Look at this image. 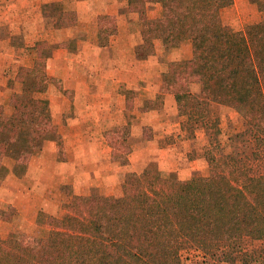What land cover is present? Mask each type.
Wrapping results in <instances>:
<instances>
[{
  "label": "trees",
  "instance_id": "obj_1",
  "mask_svg": "<svg viewBox=\"0 0 264 264\" xmlns=\"http://www.w3.org/2000/svg\"><path fill=\"white\" fill-rule=\"evenodd\" d=\"M233 4L234 0H129L131 12L143 13L155 5L161 10L164 47L175 41L199 44L198 59L169 63L162 80L164 92L175 98L184 138L193 139L199 130L206 136L219 130V118L211 116L213 104L243 105L245 122L255 137L251 156L264 165V21L240 32H226L223 14ZM192 76L198 77L197 93L191 88ZM49 84L51 79L38 64L22 68L10 83L21 88L8 104L11 114L0 103V136L6 134L7 142H15L27 129L17 156L21 163L46 142L61 145L60 128L67 117L52 113L48 99L32 97ZM132 135L128 127L109 133L114 160L126 157L120 167L130 166L131 150L125 146ZM220 148L212 142L206 152V175L180 180L175 171L129 169L123 197L85 196L78 208L63 217L40 213V233L8 240L5 249L11 258L3 260L0 250V264H79L82 239L94 242L86 264H161L192 250L203 256L204 264H246V244L264 247V167L255 171L244 155L221 154ZM15 213L12 207L0 210V221L11 222ZM138 213L152 218L149 231ZM148 233L147 252L141 256L128 241Z\"/></svg>",
  "mask_w": 264,
  "mask_h": 264
},
{
  "label": "crops",
  "instance_id": "obj_2",
  "mask_svg": "<svg viewBox=\"0 0 264 264\" xmlns=\"http://www.w3.org/2000/svg\"><path fill=\"white\" fill-rule=\"evenodd\" d=\"M45 3L52 7L48 14L41 8ZM41 5L21 4L15 14L0 15V103L20 91V87H10L20 69L39 63L47 76L60 84L48 86L52 94L56 97L61 90L70 95L59 105L52 104L51 98V107L58 114H69L66 125L60 128L64 148L46 142L26 163L17 159L23 139L0 151V210L12 207L19 219L32 213L38 223L40 213L55 217L67 213L60 205L52 209L45 199L37 202L51 194L54 186L67 199L72 196L62 192L66 185L89 189V196L94 194V185L104 186L106 196L122 194L125 175L111 162L112 150L107 143L109 132L122 125L138 130L132 135V150L141 153L132 164L136 173L146 169L170 173L171 161L180 178L189 179L207 167L208 145L197 148V131L194 145L186 148L175 98L163 90L169 63L192 59L186 57V42L164 47L158 7L131 12L129 0H47ZM64 8L76 13V21L56 28ZM28 9L39 14L30 19ZM126 90L135 94L132 110L127 108ZM192 91L199 92V84ZM168 138L177 141L171 145L165 141ZM214 138L215 134L207 137ZM67 153L72 158L62 157ZM157 163L160 168H156ZM0 229L6 230L5 239L22 233L10 222L0 221Z\"/></svg>",
  "mask_w": 264,
  "mask_h": 264
},
{
  "label": "rangeland",
  "instance_id": "obj_3",
  "mask_svg": "<svg viewBox=\"0 0 264 264\" xmlns=\"http://www.w3.org/2000/svg\"><path fill=\"white\" fill-rule=\"evenodd\" d=\"M43 1H47V0H23L22 1L23 3L20 2V0H0V15L1 16L5 15V13H7V15L8 14H15L16 13L15 8H17L18 6L20 7L21 4H24L25 6H27L29 4V6H32V5H37L38 3H40V5H41V3ZM12 5H13V7H12ZM41 6H42L41 8L45 11L46 14H48V11L50 9H52V7L48 8V5H46V3L44 5H41ZM156 8H157V5L152 6L150 9H156ZM260 9L263 11H261ZM64 11H65V8L59 14L60 16L58 18L59 20L56 24V28L59 26L58 25L59 23H61V24L65 23L69 26H72L76 21L77 15L74 11H66V12H64ZM136 13H138V12H136ZM26 14H27L26 16H29L31 19V17L38 15L39 12L37 10L35 11L34 9H28ZM262 21H264V0H262V3H260V5L250 3L247 0H234L233 6L230 9H227L223 14V24H224L223 29L226 32H240V31H243L247 26L257 24V23H260ZM15 28H17V27H15ZM58 28H60V27H58ZM2 29L4 30V28H2ZM186 43H183V44L187 45L186 57H190L192 60L198 59V57L200 55V48H199V44L197 43V41L196 40H192L190 42L186 41ZM179 44H181V43H179ZM36 64H38L40 66V68L42 70H44L39 63H35L32 67H34ZM32 67H27V68H32ZM24 68H26V67H24ZM191 84H192L193 90L198 87L199 81H198L197 76L191 77ZM49 85L60 87L59 82H57L56 80H53V79H51V84H49ZM14 86L20 87L18 85H14ZM20 92H21V88H20L19 92H15V93H20ZM59 92H61V93H59ZM15 93H13V94H15ZM125 94H126V98H127V108H128V110H132L133 109V100L135 98V94L133 92H130L127 90L125 91ZM11 97L12 96H10V99L7 100L6 102L1 103V104L6 105V113L7 114H11V108H9V106H8V104L11 100ZM32 97L33 98L48 99L50 101V104H51V98L53 97L54 100H53L52 104H58L59 105L61 100H63V101L67 100L70 97V95L68 92L57 90L56 97H55L52 94V90H49L48 86H44L43 89H41L37 94H35ZM51 110H52V113L58 114L52 107H51ZM245 112H246V107L243 105H237L235 107H226V106H222L219 104H213L211 106V116L213 118H219V120H220L219 130L214 133L216 135V138L208 140L207 139L208 136H206V134L202 130H199V132H200L199 139L195 143L197 146H199V147L196 146L197 148H199V150L202 147L208 145L207 146L208 148L205 151V159H206V152L211 148L212 142H216V143L221 145V148L219 150L221 152V154H230V153L242 154L245 156L244 161L249 166H251L252 169L255 171L261 170L260 168L264 167V165L261 162L253 160V158L251 156L256 150L255 149V137H254L253 128L245 122V119H244ZM60 114L64 115L65 117H68V115H69L68 113H60ZM119 127H128L131 129V131H133V133L138 132V130L136 128H133L130 125H122ZM115 128H117V127H115ZM115 128H113V129H115ZM144 132L147 135V133H148L147 129L144 130ZM26 133H27V129H23L15 142H7L9 140V136L6 134L1 135L0 136V138H1L0 139V151L5 152L6 149H8V147L10 145H12V144L16 145L19 140H21V139L24 140ZM214 134H212V135H214ZM212 135H209V136H212ZM195 137H196V135H195ZM195 137L193 139H195ZM193 139L186 140L182 134V141H184L188 144L186 146V148H188V149H190L194 145V143H192ZM165 141L168 142L169 144L171 143V145H172V144H175L177 140L175 138H168ZM107 143H108V139H107ZM23 145H24V143H23ZM108 146H109V144H108ZM58 147L61 149L64 148L62 141H61V145L58 144ZM125 148L126 149L129 148V150H131V154L128 157L129 162H130V166L120 167L119 163L122 162V160H125L126 157L117 158V160L116 159L114 160L112 153H111V162L113 163V165L115 167H118L120 170H122L124 172V175H125L126 171L129 169L134 171L132 164L135 162V159L141 154L140 152L134 153V151L132 150V136L130 138H128V143L125 146ZM65 149H66L65 152H67L68 148H65ZM110 149H111V147H110ZM67 154H64V155L62 154V157L67 158V159L72 158V154H70V153H67ZM1 157H0V159H1ZM60 157H61V155H60ZM187 164H188V162H187ZM205 164L207 165V167L205 169L201 170L198 174H194V175H206L208 173L207 161H205ZM157 165H158V167H156V168H160L158 163L156 164V166ZM165 166H166V164H165ZM170 166H171L170 171L176 172V170L174 169L175 164L171 163V161L168 163L169 168H170ZM166 168H167V166H166ZM134 172H136V171H134ZM161 172L163 174H169V172H165V171H161ZM194 175H192L189 179H191ZM177 176L180 180H189V179H181L180 176L178 175V173H177ZM21 188L24 189V186H22ZM93 188H94V194L92 196L90 195V197H92L94 199H103L105 197H110V196L105 195L108 192L106 191V188H104V186L94 185L91 189H93ZM122 188H123L122 194H121V192H119L118 195H115L113 197H123L126 194V190H125L126 187L123 186ZM59 189L60 188H58L56 186H54L53 188H50V190H52V193L48 194L46 198H43V200L38 199L37 202L40 204L45 199L46 202L45 201L44 202L48 203V204L50 203V207L52 209L56 208L57 206L60 205L59 207H61L62 212H64V209H65V210H67V213H69L72 209L78 208L81 204L82 198L85 196H89L88 194L90 193L89 189H85L84 187L75 188V187H72V185H68V186L66 185L65 187H62V192L66 193V194L69 193L72 196V198L70 197L69 199H67L68 197H66V196L64 197V195L62 196V194H60ZM43 190H44L43 188H38L37 191L43 192ZM70 203L74 204V205L69 206ZM67 213H65V215ZM44 214H47V213H44ZM47 215H49V214H47ZM137 215L142 219L143 226L146 228L147 231H149L150 227L152 225V218L148 217L147 215H145L143 213H138ZM30 216L31 217H27V218L21 216L19 219L18 217H16V214H15V217L12 219V222H10V223H14L15 224V230H21L22 233H19V235L15 236L14 238L25 239V238H30V237L35 236L38 233H40V231L42 229V220L40 219V216L38 217L39 218L38 223H36L37 218L35 220L34 217H32L33 216L32 213H30ZM63 216H60V217H63ZM5 234H6V230L0 229V250H1L3 260L7 261V259L11 258V254L5 248H6V243L11 238L5 239L4 238ZM150 238H151V236L149 233L144 237L133 235L130 237V239L128 241V245L133 251H135L139 255L145 256V254L147 252L148 245H149ZM93 245H94V242L91 239L90 240H87V239L81 240L80 245H79V250H78V257H77V262L79 264H86L87 263V260L89 257V249L92 248ZM245 250L248 252L247 253L248 262L246 264H264V247L263 246H261L258 243H255V244L248 243V244H246ZM256 260H259V263H256L255 262ZM161 264H204V259H203V256L199 252H196L194 250L182 251L176 259H174V260L164 259L161 261ZM222 264H228V263L224 262Z\"/></svg>",
  "mask_w": 264,
  "mask_h": 264
}]
</instances>
